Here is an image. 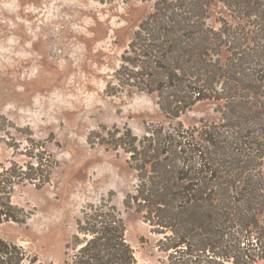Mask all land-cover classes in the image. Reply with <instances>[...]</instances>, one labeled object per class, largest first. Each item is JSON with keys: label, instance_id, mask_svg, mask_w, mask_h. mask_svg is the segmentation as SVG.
I'll return each instance as SVG.
<instances>
[{"label": "trees", "instance_id": "obj_1", "mask_svg": "<svg viewBox=\"0 0 264 264\" xmlns=\"http://www.w3.org/2000/svg\"><path fill=\"white\" fill-rule=\"evenodd\" d=\"M215 3L232 18L219 28L209 23ZM121 62L108 95H153L172 120L204 102L217 115L189 128L160 125L139 136L124 127L99 136V144L125 152L137 174L125 207L162 237L166 264H264V0H158ZM27 140L14 154L26 161H0V227L27 223L30 215L12 202L15 190L38 186L57 166L44 143ZM3 142L13 148L0 139V154ZM112 199L83 210L64 264H146ZM0 264L42 263L0 237Z\"/></svg>", "mask_w": 264, "mask_h": 264}, {"label": "rangeland", "instance_id": "obj_2", "mask_svg": "<svg viewBox=\"0 0 264 264\" xmlns=\"http://www.w3.org/2000/svg\"><path fill=\"white\" fill-rule=\"evenodd\" d=\"M156 1L0 0V139L13 146L3 142L0 161L23 163L27 158L14 154L33 139L44 143L57 165L38 186L26 183L15 190L12 202L30 218L24 225L1 226L0 237L42 264H64L73 255L67 245L83 210L110 194L136 259L166 264L157 247L162 237L124 205L138 184L129 156L99 144V136L117 128L144 136L160 125L189 128L217 119L209 102L172 120L153 95H108L123 54ZM222 18L231 21V13L215 3L209 23L219 28Z\"/></svg>", "mask_w": 264, "mask_h": 264}]
</instances>
